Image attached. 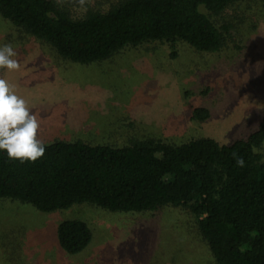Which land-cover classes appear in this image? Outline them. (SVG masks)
Returning <instances> with one entry per match:
<instances>
[{"label": "rangeland", "instance_id": "1", "mask_svg": "<svg viewBox=\"0 0 264 264\" xmlns=\"http://www.w3.org/2000/svg\"><path fill=\"white\" fill-rule=\"evenodd\" d=\"M73 17L118 0H59ZM215 21L232 24L217 54L178 43L126 46L108 58L75 63L0 19V45L16 52L15 70L0 68L40 122L37 138L124 146L147 137L174 143L211 137L230 143L254 131L264 114V9L237 0ZM221 21V22H220ZM195 107L205 120L191 119ZM264 155V144L258 149ZM79 219L91 229L77 254L62 251L55 228ZM0 264H216L186 210L113 212L88 203L44 213L0 198Z\"/></svg>", "mask_w": 264, "mask_h": 264}, {"label": "trees", "instance_id": "2", "mask_svg": "<svg viewBox=\"0 0 264 264\" xmlns=\"http://www.w3.org/2000/svg\"><path fill=\"white\" fill-rule=\"evenodd\" d=\"M237 0H118L107 9L73 17L59 0H0V19L50 45L61 58L86 64L126 46L178 43L217 54L232 24L215 21ZM264 9V0H258ZM195 107L191 119L205 120ZM36 160L0 149V198L41 212L88 203L113 212L161 207L188 211L216 264H264V114L247 136L222 143L211 137L174 143L147 137L127 145L54 139ZM242 158L243 166L236 163ZM82 220L55 228L59 248L73 255L90 243Z\"/></svg>", "mask_w": 264, "mask_h": 264}, {"label": "clouds", "instance_id": "3", "mask_svg": "<svg viewBox=\"0 0 264 264\" xmlns=\"http://www.w3.org/2000/svg\"><path fill=\"white\" fill-rule=\"evenodd\" d=\"M11 44L0 45V68L15 70L19 64ZM40 122L35 113L18 96L5 79H0V149L10 158L36 160L42 156L46 145L37 138ZM236 163L243 166L242 158Z\"/></svg>", "mask_w": 264, "mask_h": 264}]
</instances>
